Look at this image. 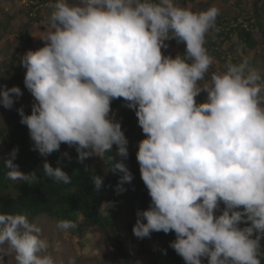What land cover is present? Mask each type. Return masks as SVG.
Wrapping results in <instances>:
<instances>
[{"label":"clouds","instance_id":"obj_1","mask_svg":"<svg viewBox=\"0 0 264 264\" xmlns=\"http://www.w3.org/2000/svg\"><path fill=\"white\" fill-rule=\"evenodd\" d=\"M48 6L43 47L18 58L33 97L31 114L16 109L31 150L47 158L64 144L79 163L107 159L106 174L118 176L115 191L123 194L134 175L126 163L129 140L112 107L122 99L146 137L136 160L151 200L136 212L134 236L174 233L169 247L185 264H262L264 76L247 57L212 70L206 38L217 30L220 9L197 12L176 0H55ZM173 40L184 52L165 55ZM23 95L19 86L5 85L0 106L11 110ZM18 152L13 148L5 161L7 178L40 183L37 171L25 174L13 163ZM64 158L72 160L64 151L57 163ZM42 170L54 182H72L47 159ZM90 180L97 191L105 187L95 171ZM113 206L102 203L99 214L109 216ZM57 227L78 224L61 220ZM49 248L43 229L26 215L0 214V264L5 256L16 264H57Z\"/></svg>","mask_w":264,"mask_h":264},{"label":"trees","instance_id":"obj_2","mask_svg":"<svg viewBox=\"0 0 264 264\" xmlns=\"http://www.w3.org/2000/svg\"><path fill=\"white\" fill-rule=\"evenodd\" d=\"M9 1L12 0H0V41L7 37V43L0 50V55L6 58L0 66V88L5 85L9 88L19 86L24 95L11 110L0 106V149H4L2 153L0 151V214H23L33 223L42 215H47L49 218L58 221L72 220L78 224V227L71 230L84 235L86 231L83 230L79 222L81 215L84 217L85 224L96 229L110 248L119 252L120 264H185L183 259L169 247L170 242L175 239L174 233H153L151 237L157 242L155 250L147 246L146 238L139 239L141 262L136 261L124 251L119 224L123 217H130L128 228L133 233L137 210H146L151 198L141 179L136 160L138 143L146 137L138 126L135 112L124 106L120 107V105H124L122 99L113 101L112 107L116 112V119L122 121V128L129 140L130 157L126 163L134 175L132 184L125 185L127 191L123 194H117L115 191L118 176L111 173L106 174V168H111V162L107 159L104 161L93 156L83 163H79L75 149L64 144L61 145L60 152L53 153L47 158L31 150L33 142L30 139L29 131L26 126L20 123L21 117L16 109L23 107L26 114H31L33 97L24 86L25 69L19 66L18 58L28 50H33L32 47L35 43L32 35L33 28L38 26L47 29L49 27L48 17L52 9L48 5L54 3L55 0H26L28 5L19 12L18 16L25 14L27 22L23 31L15 33L16 39L10 38V35L14 34L12 30H6V25L12 19L3 14L5 11L4 3ZM259 1L263 2L262 6H258V3L255 4L254 13L247 19L245 28L242 25L229 27L227 19L223 17V19L217 20V30L211 33L215 34L213 35L216 39L225 36L224 39L230 40L232 34L237 32L240 40L238 46L243 49V52H253L254 55L262 59L263 63L257 66L262 68L264 74V54L260 55L257 49L259 46L264 49V0ZM70 2H74V0H70ZM193 2L194 0H176L178 5L191 7L195 11ZM16 18L17 16H14V20ZM227 29L229 32L225 31ZM169 43L171 47L167 50L166 55L171 54L169 50L174 48L178 49L176 54L184 52L185 46L183 44L177 45L174 40ZM215 44L212 39H208L206 47L210 55L217 57L218 47ZM40 47H43V41L38 48ZM226 62V60L219 62L223 70ZM15 71L19 73L14 74ZM205 98L206 94L202 93L198 100L203 102ZM17 147L19 152L13 163L18 165V170L25 174L37 171V175L41 177L40 183L27 184L22 180L12 181L7 178L6 172L11 171V169L5 168V161L11 158L12 149ZM115 150L114 146L113 154H115ZM64 151L69 152L72 160L69 162L64 158L62 163L58 164L57 161L61 159V154ZM115 158L120 159L118 156ZM45 159L53 168L62 167L71 176V184L54 182L44 177L42 166ZM94 171L97 175L102 176L105 181V187L99 191L91 184L90 177ZM107 201L114 202V206L108 209L109 216L100 215L98 209L102 203ZM204 264H207L206 260ZM262 264H264V260H262Z\"/></svg>","mask_w":264,"mask_h":264},{"label":"rangeland","instance_id":"obj_3","mask_svg":"<svg viewBox=\"0 0 264 264\" xmlns=\"http://www.w3.org/2000/svg\"><path fill=\"white\" fill-rule=\"evenodd\" d=\"M258 1L259 0H194L193 7L195 8V11L199 12L205 11L212 6H216L220 9V15L217 20H221L225 17L229 27L242 25V27L245 28L247 19L254 13L255 4L258 3V6H262L263 4L262 1ZM27 5L28 1L26 0H12L4 3L5 11L3 14L7 18L12 19V21L6 25V30H12L14 33L13 35H10L11 39H16L15 33L23 31L25 23L27 22V17L25 14L19 16L18 14L23 8L27 7ZM189 5H191V3H189ZM14 16H17L15 20ZM228 29L225 31L229 32ZM45 30L47 29H43L38 26L33 28L32 35L35 41L32 47L33 50H36L42 43L40 38H42V33ZM213 34L214 33H209L206 38L207 40L212 39L218 47L217 57L215 55L213 56L215 58V64L213 65L212 70L223 71L221 65L219 64L220 61H228L230 58L233 63H239L244 57H247L249 59L250 67L257 69L260 71L261 75L264 76L262 68L257 66L263 63L262 59L254 55L253 52H243V49L238 46L240 40L238 39L237 32L232 34V38L230 40L224 39L225 36L216 39L214 38L215 34ZM6 38L7 37H4L0 41V50L5 43H7ZM257 49L260 55L264 54V49L262 47L259 46ZM169 51H171V54L175 56L178 49L174 48ZM166 53L167 50L165 51V55ZM4 60H6V58L0 55V66ZM18 73V71L14 72V74ZM123 106L124 105H120V107ZM0 151L2 153L4 149H0ZM130 220V217L125 216L119 224L122 240L124 242L123 248L125 252L129 253L133 257V259L141 262L142 257L139 254L140 242L128 228ZM58 222V220L51 219L47 215L38 217L34 222L43 229L44 237L48 239L50 244L49 252L56 259L57 264H69L70 261L71 264H120L118 259L119 252L111 249L96 229L85 224L84 217L81 215L79 217V222L83 227V230L86 231L84 235L73 232L71 229L61 231L57 227ZM146 241L148 243V247L153 250L157 248L156 239L151 237L146 238ZM3 264H16V262L13 257L5 256L3 258Z\"/></svg>","mask_w":264,"mask_h":264}]
</instances>
